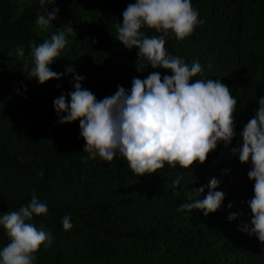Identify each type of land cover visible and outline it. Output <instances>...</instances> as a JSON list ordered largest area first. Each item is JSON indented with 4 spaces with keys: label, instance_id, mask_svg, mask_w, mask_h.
Wrapping results in <instances>:
<instances>
[{
    "label": "trees",
    "instance_id": "trees-1",
    "mask_svg": "<svg viewBox=\"0 0 264 264\" xmlns=\"http://www.w3.org/2000/svg\"><path fill=\"white\" fill-rule=\"evenodd\" d=\"M53 3L46 0L45 7H58V18L44 31L35 23L44 11L40 0H0V214L18 210L33 192L47 204L48 215L34 216L31 223L43 224L53 243L40 247L33 264H264V245L243 231L254 195L247 176L251 165L232 154L256 101L264 97V0H191L204 23L183 41L167 39L165 47L189 64L199 61L204 79L230 88L237 100V136L227 147L218 144L202 165L165 164L142 177L119 154L111 162L89 159L79 121L59 123L54 100L74 90L73 74L44 84L30 76L31 43L67 26L74 33L49 67L57 73L73 67L97 100L113 95L117 86L130 91L134 77L153 71L172 75L150 66L138 72V50L116 40L115 25L135 0ZM177 177L181 183L173 188ZM212 178L219 180L216 191L224 193L216 212L177 211L182 203L203 199ZM202 186V194L190 195ZM232 213L237 215L230 221ZM65 215L73 224L69 231L62 227ZM8 242L0 226V248Z\"/></svg>",
    "mask_w": 264,
    "mask_h": 264
},
{
    "label": "clouds",
    "instance_id": "clouds-1",
    "mask_svg": "<svg viewBox=\"0 0 264 264\" xmlns=\"http://www.w3.org/2000/svg\"><path fill=\"white\" fill-rule=\"evenodd\" d=\"M45 4L46 0H40L44 11L37 14L35 23L37 28L47 31L57 20L60 9L52 7L49 11ZM122 17V23L115 25L116 40L128 50H138L137 71L143 73L150 66L172 75L161 76L159 71H153L144 79L134 77L130 91L117 86L113 95L97 100L90 90L82 87L84 77L75 74L73 67H67L64 73L49 67L60 57L68 35L74 33L67 26L57 28L50 39L40 44L31 43L30 76L44 84L73 74L74 90L56 98L54 109L62 125L79 121L80 136L86 142L83 152L89 159L99 157L111 162L119 154L139 177L157 173L165 164L173 169L177 165L188 169L197 162L204 164L218 144L227 147L237 136L234 115L237 100L221 80L203 78L199 61L189 64L165 47L167 39L183 41L204 23L198 9L193 8L191 0H135L127 5ZM145 28L159 35L149 37L142 31ZM19 54L24 55L23 49ZM198 75L201 78L193 82ZM256 102L258 107L239 133L240 142L232 154L238 156L241 164L250 163L247 176L254 182V195L247 201L250 223L244 225L243 231L264 245V97ZM180 183L181 178L177 177L173 188ZM218 185L219 180L212 178L203 199L182 203L177 211L199 210L205 216L216 212L224 200V193L216 191ZM204 191L202 186L191 190L190 195L198 197ZM47 215V204L35 192L18 210L0 214V226L9 240L0 248V264H33L42 245L51 247V232L43 224L37 228L31 223L34 216ZM236 215L232 213L228 219L234 220ZM61 223L65 231L73 228L68 215Z\"/></svg>",
    "mask_w": 264,
    "mask_h": 264
}]
</instances>
